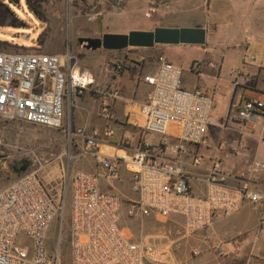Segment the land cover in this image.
I'll return each mask as SVG.
<instances>
[{
    "label": "built area",
    "instance_id": "built-area-1",
    "mask_svg": "<svg viewBox=\"0 0 264 264\" xmlns=\"http://www.w3.org/2000/svg\"><path fill=\"white\" fill-rule=\"evenodd\" d=\"M255 58L246 57L251 63ZM157 70L144 77L150 86L141 106L143 129L147 134L162 137L161 145L174 157L191 158L192 166H204L205 157L195 148L202 145L211 126L214 102L203 90L182 89L183 70L165 56L157 58ZM215 69L214 64L208 65ZM122 69L117 65L116 71ZM201 74V64L194 66ZM237 77L239 70H232ZM93 74L81 70L79 61L70 51L48 54L39 51L9 53L0 51V119L36 127L61 128L65 99L95 91ZM112 96H119L113 92ZM238 117L245 124L264 118V103L245 100L238 108ZM101 118L112 119L109 103L103 104ZM178 131L177 143L168 138ZM69 134H73L71 128ZM114 132L80 127L74 135L84 143L83 153L91 156L104 171L87 174L68 169L64 200H57L42 176L43 166L23 174L0 190V264H61L60 254H50L47 231L65 215V200L70 198V238L72 264H179L167 251L144 239L133 240L120 227L122 200L100 188V178L116 179L121 163L132 174L138 201L128 213L140 216L149 212L158 217H177L184 221L185 231L195 234L210 226L217 216L228 217L240 211L245 201L260 202L262 196L249 186L231 187L226 184L225 165L219 158L199 178L206 184L205 197L196 196L190 185L191 177L177 166L162 163L152 153L151 144L144 142L132 156L103 153L104 141ZM189 147H194L189 151ZM36 164V163H35ZM22 232L32 240V250L16 244Z\"/></svg>",
    "mask_w": 264,
    "mask_h": 264
},
{
    "label": "rangeland",
    "instance_id": "rangeland-1",
    "mask_svg": "<svg viewBox=\"0 0 264 264\" xmlns=\"http://www.w3.org/2000/svg\"><path fill=\"white\" fill-rule=\"evenodd\" d=\"M46 19L41 20L30 12L25 0H0V41L10 44L8 48H1L5 52H34L48 54H63L70 51L79 61L81 70L90 71L99 79V83H107L115 74L117 65L136 68V65L127 58L142 63L139 50L130 48L126 53H112L111 51H90L81 45L84 38H102L111 26L123 22L116 15V0H42ZM264 0H255L260 4ZM253 0H215L214 26L222 25L214 33V40H224V28L228 29L230 22L238 26L240 21L237 15L252 12L255 8ZM231 12V13H230ZM229 18H228V14ZM153 13H151L152 15ZM136 22L141 19H134ZM209 21V18H208ZM128 22V21H127ZM17 24L18 26H15ZM225 25V27H224ZM146 26V25H145ZM189 27L191 24L184 20H167L153 29ZM137 31H149L150 28L138 26ZM133 30L118 34H128ZM109 32V31H108ZM42 34L46 37L38 41ZM114 34V33H111ZM116 34V33H115ZM217 34V35H216ZM226 43V42H223ZM244 50V57H254L249 63L259 66L264 62L263 46L249 39ZM226 44H222L224 48ZM168 47V46H167ZM162 45L153 49L154 59L164 54ZM169 58L180 65L183 70L182 89L192 91L196 75L194 66L203 61H216L214 55L204 57L198 46L177 45L168 47ZM238 62L227 63V72L237 67ZM101 102L93 91H86L78 101L76 95L67 97L64 104V120L61 128L36 127L16 121L0 119V155L5 156L0 162V190L9 186L23 174L31 172L37 163L42 165V176L45 183L57 200H64L65 182L68 169L95 174V164L91 156L83 153L84 143L74 135L75 118H99ZM93 111V114H92ZM221 114V110L218 111ZM217 115V112L216 114ZM93 118V119H94ZM73 134H69V130ZM36 163V164H35ZM27 165L25 172L19 169ZM116 182L111 181L110 185ZM119 197V196H118ZM122 208L120 227L133 240L144 239L157 248L165 250L179 264H264V252L258 251L263 237H258L254 245L249 243L243 246L238 254L224 240L210 242L206 248L205 237L200 236L204 231L188 234L185 231L184 221L181 218H162L149 212L140 216L133 215ZM66 220L61 232V220L55 219L47 231V247L50 254H60L61 264H72V250L70 238L71 208L70 198L65 200ZM200 236V237H198ZM253 238L255 237L252 236ZM16 244L22 248L32 250V240L20 232ZM252 253V254H250Z\"/></svg>",
    "mask_w": 264,
    "mask_h": 264
},
{
    "label": "crops",
    "instance_id": "crops-1",
    "mask_svg": "<svg viewBox=\"0 0 264 264\" xmlns=\"http://www.w3.org/2000/svg\"><path fill=\"white\" fill-rule=\"evenodd\" d=\"M116 1V15L125 20L111 26L105 33L118 34L129 30L137 31L138 26L147 27L150 28L149 31H153L154 27L167 20H184L191 24L184 28L206 29V44L198 47L202 50L204 57L214 55L216 61L202 60L201 74L194 73L197 76L196 81L189 87L192 90L196 88L203 90L211 96L214 102L207 138L202 145L195 148L205 157V163L203 167L195 168L192 166L189 155L172 156L161 145L162 137L156 134H147L143 129L144 120L140 110L150 91V86L143 79L147 75L154 74L157 70L158 64L157 59H154L153 49L159 45L149 49L135 48L139 50V58L142 63L139 64L127 58L128 61L136 65V68L121 65L122 69L113 74L107 83H99L97 76L92 73L96 81L95 88H97V93L94 91L93 94L98 96L101 108L105 103L110 104L112 119L109 121L102 119L101 109L99 118L96 119L93 116L84 120L79 119L76 115L74 129L80 127L100 130L106 127L112 129L114 134L104 141L102 151L113 156H132L144 142L150 143L153 156L157 160L173 164L191 177L190 185L193 193L199 197H205L208 191L206 184L199 178L213 159H221L225 165L228 186L247 185L260 194L262 199L260 202L245 201L240 211L231 216L215 217L211 225L206 227L205 231L202 230L204 232L200 236L205 237L206 248L209 241L212 243L219 240L226 241L229 248L233 249L236 254L249 243H253L254 247L259 244L256 242L258 237L264 238V118L253 124H245L238 117V108L245 100L249 99L264 103V62L261 61L259 66H253L246 63L244 57V50L249 45V39L260 44L264 49V1L258 4L253 0L254 6L257 8L244 15H237L241 24L234 26L230 22L228 29L224 28L223 42L226 43L213 38L217 28L220 30L223 27L222 25L214 26L213 6L215 0ZM246 2L247 0H243V3ZM151 13L153 14L151 15ZM137 18L142 21H134ZM179 27L177 26L178 29ZM222 44H226V46L221 48ZM162 46L166 48H163L164 54L161 55L180 67L174 63L172 57L169 58L167 55L166 49H170L168 47L171 46ZM229 62H238V66L233 67L232 70H239V76H233L232 70L227 72V63ZM209 64H214L216 68H210ZM113 92H117L119 96L113 97ZM79 98L80 96H76V101ZM219 110H221V114H218ZM216 112L217 115H215ZM177 137L178 131L174 129L168 142L170 144L177 143ZM81 142L83 143L82 140ZM188 149L193 151L194 147ZM92 159L95 169L97 168L96 171L104 173L97 165L96 160ZM111 181L116 182L115 185H110ZM133 182L128 167L121 163L118 168V177L116 179L101 177L100 188L105 193L119 196L122 200V208L127 209L138 201V194L134 191ZM257 248L258 251L264 252V241Z\"/></svg>",
    "mask_w": 264,
    "mask_h": 264
},
{
    "label": "water",
    "instance_id": "water-1",
    "mask_svg": "<svg viewBox=\"0 0 264 264\" xmlns=\"http://www.w3.org/2000/svg\"><path fill=\"white\" fill-rule=\"evenodd\" d=\"M205 28H156L153 31H131L128 34L106 33L102 38L81 39V45L90 51L120 52L129 48H154L156 45L204 46L206 44ZM5 156L0 155V162ZM27 165L21 167L25 172Z\"/></svg>",
    "mask_w": 264,
    "mask_h": 264
},
{
    "label": "trees",
    "instance_id": "trees-1",
    "mask_svg": "<svg viewBox=\"0 0 264 264\" xmlns=\"http://www.w3.org/2000/svg\"><path fill=\"white\" fill-rule=\"evenodd\" d=\"M25 1H26V5H27V7H28V9H29L30 12L34 13L41 20H45L46 19L45 12H44V8H43V1L42 0H25ZM14 25L15 26H18L17 24H14ZM45 37H46V34H42L40 36V38L38 39V41L42 42V40H44ZM0 47L3 48V49L4 48H8V47H10V44H8L6 42H1L0 41ZM0 51H5V50H1L0 49ZM122 52H126V50L120 51V52H112V53L121 54ZM16 53H19V52H16ZM57 219H60L61 220L60 217H57ZM65 220H66V214L64 215V218H63V222L64 223H65ZM64 223H63V225H64Z\"/></svg>",
    "mask_w": 264,
    "mask_h": 264
},
{
    "label": "flooded vegetation",
    "instance_id": "flooded-vegetation-1",
    "mask_svg": "<svg viewBox=\"0 0 264 264\" xmlns=\"http://www.w3.org/2000/svg\"><path fill=\"white\" fill-rule=\"evenodd\" d=\"M20 169H21V168H20ZM20 169H19V171L22 172Z\"/></svg>",
    "mask_w": 264,
    "mask_h": 264
}]
</instances>
